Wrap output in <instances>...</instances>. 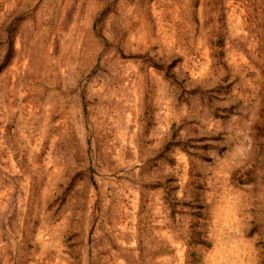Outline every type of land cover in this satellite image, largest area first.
Instances as JSON below:
<instances>
[{"label": "rangeland", "instance_id": "obj_1", "mask_svg": "<svg viewBox=\"0 0 264 264\" xmlns=\"http://www.w3.org/2000/svg\"><path fill=\"white\" fill-rule=\"evenodd\" d=\"M0 264H264V0H0Z\"/></svg>", "mask_w": 264, "mask_h": 264}]
</instances>
